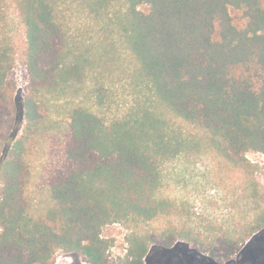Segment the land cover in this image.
Returning a JSON list of instances; mask_svg holds the SVG:
<instances>
[{
  "label": "trees",
  "instance_id": "1",
  "mask_svg": "<svg viewBox=\"0 0 264 264\" xmlns=\"http://www.w3.org/2000/svg\"><path fill=\"white\" fill-rule=\"evenodd\" d=\"M9 4L25 29L19 105ZM120 87L131 97L122 105ZM63 101L66 162L49 181L53 206L31 215L29 156ZM4 133L0 264H54L58 252L107 264L102 229L117 223L131 230L119 264L180 242L210 264L229 262L264 231V190L246 158L264 156V0H0ZM202 145L242 221L193 226L187 203L162 195L164 164Z\"/></svg>",
  "mask_w": 264,
  "mask_h": 264
},
{
  "label": "rangeland",
  "instance_id": "2",
  "mask_svg": "<svg viewBox=\"0 0 264 264\" xmlns=\"http://www.w3.org/2000/svg\"><path fill=\"white\" fill-rule=\"evenodd\" d=\"M8 18V37L15 47L14 66L9 72V80L16 85L14 103H22L27 94L28 75L25 65V29L16 9L9 4L6 9ZM235 17L238 14H234ZM119 105L131 100L129 92L123 88L117 91ZM66 101L58 103L50 114L49 120L42 126L37 142L29 156L30 179L27 198L30 214L39 215L53 206L49 192V181L57 169L66 162V147L69 142L68 126L65 121ZM120 109V107H118ZM114 110H117L114 108ZM22 127L17 130L20 136ZM8 135H0V157ZM16 137V138H17ZM247 160L257 168V179L264 190V156L250 152ZM218 160L203 145L197 151H190L175 160L165 163L162 168V195L179 202L187 203L193 226L205 229L209 224L227 227L233 220L242 221V214L231 209L226 199V191L220 186ZM218 172V173H217ZM1 185V177H0ZM167 222L161 219L159 227ZM129 226L122 223L107 225L102 229V237L112 242L108 252L107 264H119L128 248ZM260 244L252 246L245 243L229 262L225 264H264V231L260 234ZM54 264H87L81 258L56 253ZM145 264H210L206 255L193 252L189 246L180 242L170 250L152 249ZM224 264V263H223Z\"/></svg>",
  "mask_w": 264,
  "mask_h": 264
}]
</instances>
